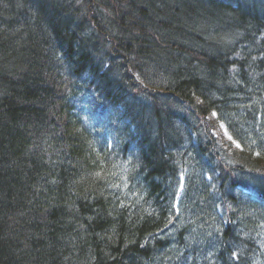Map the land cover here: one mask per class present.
<instances>
[{
	"label": "trees",
	"instance_id": "16d2710c",
	"mask_svg": "<svg viewBox=\"0 0 264 264\" xmlns=\"http://www.w3.org/2000/svg\"><path fill=\"white\" fill-rule=\"evenodd\" d=\"M0 264H264V0H0Z\"/></svg>",
	"mask_w": 264,
	"mask_h": 264
},
{
	"label": "rangeland",
	"instance_id": "374dc122",
	"mask_svg": "<svg viewBox=\"0 0 264 264\" xmlns=\"http://www.w3.org/2000/svg\"><path fill=\"white\" fill-rule=\"evenodd\" d=\"M220 127H221V128L219 129V132H224V133H225L226 131H225L224 127H223L222 125H221ZM226 135H227V134H226ZM227 136H228V135H227Z\"/></svg>",
	"mask_w": 264,
	"mask_h": 264
}]
</instances>
